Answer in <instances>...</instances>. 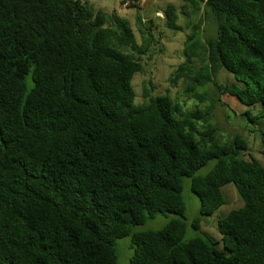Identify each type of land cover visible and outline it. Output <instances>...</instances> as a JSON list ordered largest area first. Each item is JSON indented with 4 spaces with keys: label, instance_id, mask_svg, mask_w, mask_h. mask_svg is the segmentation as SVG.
Here are the masks:
<instances>
[{
    "label": "trees",
    "instance_id": "obj_1",
    "mask_svg": "<svg viewBox=\"0 0 264 264\" xmlns=\"http://www.w3.org/2000/svg\"><path fill=\"white\" fill-rule=\"evenodd\" d=\"M183 1L214 33L200 40L192 24L172 82L188 78L206 110L208 82L256 106L246 116L264 137V0ZM163 15L180 29L174 5ZM139 31L141 46L126 20L82 0H0V264H119L125 236L129 264H264V163L240 133L221 139L208 113L183 112L168 94L145 91L135 104L152 41ZM223 69L230 83L217 82ZM185 178L199 201L190 224ZM228 183L242 204L217 222L221 247L204 231L186 237ZM166 213L179 217L134 230Z\"/></svg>",
    "mask_w": 264,
    "mask_h": 264
},
{
    "label": "rangeland",
    "instance_id": "obj_2",
    "mask_svg": "<svg viewBox=\"0 0 264 264\" xmlns=\"http://www.w3.org/2000/svg\"><path fill=\"white\" fill-rule=\"evenodd\" d=\"M82 1H85L95 11H103L108 17L115 14L126 20L132 27L138 45L141 46L143 43L139 30L145 32L144 37L147 39L152 38L149 48L146 49L145 53L140 54L142 69L136 74L134 73L132 79L135 104H140L144 101L143 95L145 91L152 95L168 94L173 101L179 104L183 112L201 113L204 116H207L208 113L210 116L209 122L218 127L221 139L240 133L248 142V152L251 153L252 157L264 163V137L261 134L263 126L258 123H252L246 116V111H249L251 115L255 114L256 106L243 104L236 97H231L227 94H219L214 85L208 82L203 90L215 99V103L213 107L206 110L207 106L210 105V101L208 99L199 101L197 98L190 96L193 91L191 89V81L188 78L178 79L176 83L171 80L172 72L184 59L181 49H183L187 35L192 31V24H199L200 40L214 33V23L210 17L203 19L202 15H197L187 18L182 13L184 9H188L183 0H137L135 2L137 7H132L133 0H127V4H120V0ZM168 4H172L177 8L179 30H171L165 27L163 10ZM138 16L143 20V25L138 23ZM199 19H201V22L198 21ZM193 62L199 64L196 58H193ZM216 74L217 82L230 83L232 81V75L224 69L219 70ZM196 90L199 91L198 88ZM197 121L198 124L202 122L200 119ZM245 157L249 158L247 152ZM214 162L215 160H212L207 165L201 166L197 173L207 172L214 165ZM181 188L185 201L184 216L187 223L190 224L199 213V201L191 191L189 178L184 179L183 187ZM221 189L225 202L210 215L203 216L198 229L189 226L186 237L200 235L204 231L212 241L217 243L218 247H221L217 222L226 216L227 211L242 204V200L233 184L228 183ZM177 217L179 216L175 213L161 214L146 221L144 224L135 226L134 230L153 229L155 231V229L164 226L171 219ZM116 247L119 256L118 263L129 264V255L132 252L130 237L125 236L116 240Z\"/></svg>",
    "mask_w": 264,
    "mask_h": 264
},
{
    "label": "crops",
    "instance_id": "obj_3",
    "mask_svg": "<svg viewBox=\"0 0 264 264\" xmlns=\"http://www.w3.org/2000/svg\"><path fill=\"white\" fill-rule=\"evenodd\" d=\"M127 2V1H126ZM126 2H124L123 4H127Z\"/></svg>",
    "mask_w": 264,
    "mask_h": 264
}]
</instances>
